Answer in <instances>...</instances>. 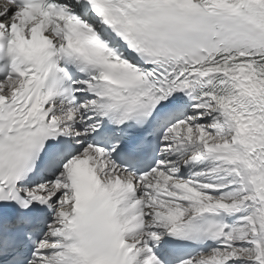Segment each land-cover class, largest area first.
<instances>
[{
  "label": "snow or ice",
  "instance_id": "snow-or-ice-1",
  "mask_svg": "<svg viewBox=\"0 0 264 264\" xmlns=\"http://www.w3.org/2000/svg\"><path fill=\"white\" fill-rule=\"evenodd\" d=\"M0 264H264V0H0Z\"/></svg>",
  "mask_w": 264,
  "mask_h": 264
}]
</instances>
